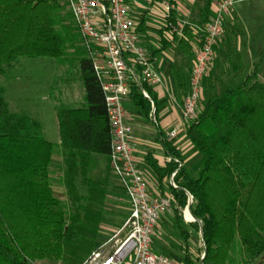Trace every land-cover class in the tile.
<instances>
[{"label":"trees","instance_id":"trees-1","mask_svg":"<svg viewBox=\"0 0 264 264\" xmlns=\"http://www.w3.org/2000/svg\"><path fill=\"white\" fill-rule=\"evenodd\" d=\"M154 3L175 7L169 12L167 31L178 30L176 0ZM62 9L59 0H0L1 76H12L23 59L62 61L67 57V42L78 30L61 26ZM60 28L70 35L65 37ZM168 46L165 41L161 51ZM80 73L85 103L56 108L59 144L46 139L38 120L12 112L0 87V264L63 260L66 247L79 243L80 203L105 196L95 178V156L111 154L105 96L88 57H81ZM129 100L139 116L153 120L157 98L151 86L133 82ZM186 139L202 156L197 173L180 165V150L163 136L165 163L153 152L147 155L146 164L157 176L162 195L168 184L177 201L178 223L187 208L197 220L192 227L202 236L201 264H255L264 255V84L256 71L210 99L187 128ZM60 151L63 180L78 204L69 220L53 186L52 168ZM173 174L176 188L169 183ZM82 187L88 196L81 195ZM237 245L240 253H236ZM185 264H192L190 256Z\"/></svg>","mask_w":264,"mask_h":264},{"label":"built area","instance_id":"built-area-1","mask_svg":"<svg viewBox=\"0 0 264 264\" xmlns=\"http://www.w3.org/2000/svg\"><path fill=\"white\" fill-rule=\"evenodd\" d=\"M237 2L218 0L215 4L193 61L182 123L169 133L170 141L178 140L183 132L186 137L187 128L198 118L204 78L215 62L226 19ZM66 3L103 89L111 131V170L130 204V214L114 244L110 249L108 244L102 245L85 264H185L153 250L156 229L162 217L175 210L177 201L171 194L150 193L135 156L133 128L125 106L133 82L140 87L143 84L158 87L162 85V76L151 56L138 44L127 0H66ZM163 5L168 13L175 9L168 3ZM143 94L151 100L148 93ZM174 177L175 174L169 183L176 188ZM123 231H126L124 239L118 240Z\"/></svg>","mask_w":264,"mask_h":264},{"label":"rangeland","instance_id":"rangeland-1","mask_svg":"<svg viewBox=\"0 0 264 264\" xmlns=\"http://www.w3.org/2000/svg\"><path fill=\"white\" fill-rule=\"evenodd\" d=\"M203 1L204 0H202V3ZM245 5L248 6L243 15L246 23H248L246 27H248L251 32V55L256 59L255 64L258 69L259 81L264 84V0H253L252 2L244 4V6ZM199 15L200 14H197L198 17ZM208 18L209 17L205 19H186L185 22L182 23V29H188L194 36H202ZM67 20L70 24L73 21L71 17H68ZM234 28L236 30L232 31L231 34L228 30L224 31L222 42L227 41L228 43L226 45L227 57L225 60L227 59L229 63L234 61L238 64L237 56L239 52L237 48L242 45L245 39L241 36V30H243L242 25L235 23ZM60 30L65 37L70 35V32L65 28H60ZM222 42L217 50L219 54L223 45ZM66 51L67 57L62 61L52 59H23L17 67L11 71L12 76L6 77L0 75V87L5 90V98L9 103L10 110L14 113L29 115L38 120L42 125L46 139L55 144H57L60 139L59 123L55 108L60 106H78L79 104H71L70 98L73 94L76 97V101L80 103H85L86 97V90L80 73V59L82 56L87 58L88 55L77 31L69 38ZM219 56L220 55L217 57ZM187 60H189V58H187ZM192 60L193 58L191 61L187 62H191L192 64ZM239 73L238 70L229 67L221 77L219 75L215 88L219 87L221 81L225 79L227 83L220 85L216 97H220L225 91L238 86L239 83H243L241 78L236 79L239 78L237 77ZM161 76L162 85L168 83V76L165 75V73H161ZM208 83H210V80L206 81V85H208ZM25 99H30L35 106L36 103L41 104L40 108H36L34 105H31V103L30 105H25ZM148 136L150 138L148 140L150 143L144 144L143 147L146 149L155 148V146H153L154 135ZM190 147L191 145L188 143V140L185 139L179 149L185 151ZM145 148H143V151L147 152ZM194 150L197 152L198 156L193 162V166L189 167L194 170L195 165L197 166L196 171H198L202 164V156L195 148ZM95 159L97 160L95 178L104 188L105 196L104 198H99V195H97L94 199H89L88 201L82 200L80 203L83 210L81 223L77 227L80 235L79 243H73L67 246L64 258L61 261H42L36 264H85L91 254L102 245L108 244L107 248L110 249L116 240L115 236L122 230L130 214L129 201L123 187L113 175L111 168H108V157L95 156ZM63 165L64 157L62 151H60L55 157L52 168L53 186L57 196L63 201L66 207L67 219L69 220L70 215L75 214L78 204H76L71 197L69 189L63 180ZM149 190L150 193L154 195L150 188ZM87 194V190L82 187L81 195L86 197L88 196ZM187 212L191 214L190 210L187 208L184 212V217ZM157 230L158 229H156V232ZM125 232L126 231L122 232L118 240L124 239ZM200 242L201 247H199L196 256L193 258L192 264H201L200 259L202 256L203 243L202 241ZM240 251L241 247L237 245L236 253H240ZM255 264H264V255L257 260Z\"/></svg>","mask_w":264,"mask_h":264},{"label":"crops","instance_id":"crops-1","mask_svg":"<svg viewBox=\"0 0 264 264\" xmlns=\"http://www.w3.org/2000/svg\"><path fill=\"white\" fill-rule=\"evenodd\" d=\"M59 1L63 5V9L59 13L61 26L67 29L68 27H76L66 0ZM217 1L218 0H204L203 4L202 0H176L175 18L178 23V30H174L173 33L167 31L169 13L163 5L165 3L157 4L154 3V0H127L130 16L136 24L139 46L148 52L160 74L165 73L169 78L168 83L165 85L152 87L153 93L157 98V106L155 107L156 109L154 108L156 114L152 121H148L139 116L129 98L125 102L129 122L133 128L135 156L145 173L149 188L154 195H162V189L160 188L157 176L146 164V158L149 152H153L155 158L159 160L162 165L167 160L166 154L160 145V141L162 136L168 138L169 133L182 123V111L185 98L188 94L193 66V62L191 64V62L187 61H191L192 58V61H194L195 54L199 50L202 40L201 36H194L188 29H182V23L185 22L186 19H205L210 17ZM252 1L253 0H238L231 15L226 19L224 31L228 30L231 34L232 31L236 30L234 24H240L243 27L241 36H243L245 40L242 45L237 48L239 53L237 56L238 64H236L234 61L229 63L227 59L225 60L227 57L226 45L228 43L227 41L222 42L223 38H221L217 47L218 50L222 42L223 45L220 49V54L216 50L215 62L207 72L202 84V98L199 103V113L204 111L205 105L210 99L217 98L216 94L219 92L220 85L227 83L225 79L221 81L219 87L215 88L217 78L219 75L221 77L229 67L240 72L237 76L239 78L236 79L241 78V81L244 82L246 78L256 71L259 81L258 69L255 64L256 59L251 55V32L250 29L246 27L248 23H246L243 15L248 6H244V4ZM197 14H200L199 17ZM68 17H71L73 20L71 24L67 20ZM165 41L168 42L169 46L166 50L161 51ZM218 55L220 56L217 57ZM187 58H189V60H187ZM207 80H210L208 85H206ZM70 101L72 105L79 104L76 107H80L84 104L76 101L74 94L71 95ZM24 103L25 105H30L31 103V105L35 106L30 99H25ZM40 106L41 104L36 103L35 107L40 108ZM148 135H154L153 146H155V148L153 146V148L148 149L143 147L144 144L150 143L148 141L150 139ZM185 139V133L183 132L178 140H168L179 149ZM59 143L60 139L58 140V144ZM188 143L191 145L189 149L185 151L179 149L183 166L187 170L197 173V166L194 165V170L189 166H193V162L198 154L195 152L192 144L189 141ZM143 148H145L147 152H144ZM108 168H111L110 159ZM165 189L166 194H169L168 184H165ZM189 215L192 216L187 212L180 223L177 222L174 211L162 217L153 242V250L155 253L169 256L179 262L184 261L183 263L186 262L188 256L193 260L199 247H201L200 241H202V236L201 233L195 231L192 227L193 221L189 218Z\"/></svg>","mask_w":264,"mask_h":264},{"label":"water","instance_id":"water-1","mask_svg":"<svg viewBox=\"0 0 264 264\" xmlns=\"http://www.w3.org/2000/svg\"><path fill=\"white\" fill-rule=\"evenodd\" d=\"M192 215V214H191ZM193 217V216H192ZM194 218V217H193ZM195 219V218H194ZM196 220V219H195ZM197 221V220H196Z\"/></svg>","mask_w":264,"mask_h":264},{"label":"bare ground","instance_id":"bare-ground-1","mask_svg":"<svg viewBox=\"0 0 264 264\" xmlns=\"http://www.w3.org/2000/svg\"><path fill=\"white\" fill-rule=\"evenodd\" d=\"M190 218V217H189Z\"/></svg>","mask_w":264,"mask_h":264}]
</instances>
